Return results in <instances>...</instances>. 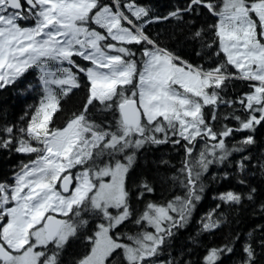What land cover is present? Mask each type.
I'll list each match as a JSON object with an SVG mask.
<instances>
[{
  "label": "snow or ice",
  "instance_id": "obj_1",
  "mask_svg": "<svg viewBox=\"0 0 264 264\" xmlns=\"http://www.w3.org/2000/svg\"><path fill=\"white\" fill-rule=\"evenodd\" d=\"M201 9L215 21L193 38L214 48V66L182 59L146 31L155 21L200 16ZM30 69L39 70L38 105L26 122L21 118L24 126L0 123V149L32 157L0 179V264H64L85 229L90 249L72 264H176L163 253L202 199L204 174L255 145L264 124V0H187L162 17L138 0H0V89ZM234 80L248 91L233 97ZM81 88L82 110L56 126L61 101ZM169 144L183 150L184 194L147 200L138 212L135 203L157 189L142 180L133 191L136 154ZM253 159L236 162L245 174L240 184ZM258 163L264 172V156ZM256 193L249 185L246 195L229 190L219 199L234 207ZM215 212L205 217L204 231L220 227ZM128 222L141 230L117 231ZM232 252L231 243L209 248L204 264H221ZM243 253L239 264H261L264 239L245 244Z\"/></svg>",
  "mask_w": 264,
  "mask_h": 264
},
{
  "label": "trees",
  "instance_id": "obj_2",
  "mask_svg": "<svg viewBox=\"0 0 264 264\" xmlns=\"http://www.w3.org/2000/svg\"><path fill=\"white\" fill-rule=\"evenodd\" d=\"M138 2L146 4L154 15L162 17L167 16L177 7H184L187 0H138ZM201 12L203 14L200 16H185L183 21L175 18L155 21L146 26V31L153 37L158 36L163 45L182 59L192 64H202L205 67L214 66V59H209L214 48L205 49L202 40L193 38V33L199 27H206L207 24L215 21V18L206 10L201 9ZM219 59H223V57ZM78 62L83 63L79 60ZM35 83H37L35 72L30 69L15 84L0 89V123L7 122L24 126L21 118L24 117V121H27L28 117L25 116V113L27 112L29 115L32 113L41 95V89L36 92L34 88V91L30 92L29 87ZM228 91L234 97L248 91V85L246 82L234 80ZM85 95V90L81 88L73 90V93L61 101L62 111L54 117L56 126H63L73 112L82 110ZM246 134V132L240 133L235 140L226 142L230 145L235 144L236 140ZM255 139L256 144L248 146L243 153L234 152L229 158L230 162L210 165L209 171L203 177L202 199L196 202V207L187 224L183 228L175 230L174 235L168 241V248L163 253V258L174 260L176 264H204V257L209 248L231 243L233 252L223 254L221 264H239L244 255L245 244L254 242L255 245L264 239V232L261 231V226H264V208H261V204H264V172L259 171L258 163V158L264 156V124L257 126ZM0 150L2 153L1 172L7 175L11 166L24 159V155L14 150ZM242 156L257 158L251 161L245 184L239 183L240 180L245 179V174L238 170L236 163ZM182 158L183 150L170 144L147 146L136 154L129 178V183L133 185V191L135 192L136 185L142 180H148L157 189L145 201L135 203L138 212L143 210L147 200L163 203L165 200L171 199L173 195L182 196L184 194L182 186L179 184V180H182L183 177L178 173ZM161 161L168 163L165 164ZM226 173L227 175H225ZM173 176L178 177V180L173 181L171 179ZM160 177L166 179L161 180ZM249 185L257 189L252 201L245 199L241 205L234 207L220 201L221 193L229 190L246 195ZM217 204L221 205L219 209L216 208ZM213 209H216L213 219L219 218L222 222L219 228L206 232L202 228V223L207 214L213 212ZM99 222L97 221V223ZM140 230L139 226L131 222L117 229L125 235H132ZM145 230L152 231L150 227H146ZM82 232L83 235L71 241L70 246L63 254L64 264H72L73 260L79 259L90 249V242L85 237L91 235V231L85 229ZM68 256H71L69 262L65 260ZM114 258H110V261ZM261 264H264V260L261 261Z\"/></svg>",
  "mask_w": 264,
  "mask_h": 264
},
{
  "label": "flooded vegetation",
  "instance_id": "obj_3",
  "mask_svg": "<svg viewBox=\"0 0 264 264\" xmlns=\"http://www.w3.org/2000/svg\"><path fill=\"white\" fill-rule=\"evenodd\" d=\"M8 151H11V150H8ZM14 153V152H13ZM22 154V153H21ZM24 155V159L20 160L18 162V164H15L13 166H11V168L9 169V173L7 175L3 174V172H1V160H2V153H1V150H0V179H8L11 177L12 173L14 172V170H16L22 163H27L28 160L32 157L26 155V154H23Z\"/></svg>",
  "mask_w": 264,
  "mask_h": 264
},
{
  "label": "rangeland",
  "instance_id": "obj_4",
  "mask_svg": "<svg viewBox=\"0 0 264 264\" xmlns=\"http://www.w3.org/2000/svg\"><path fill=\"white\" fill-rule=\"evenodd\" d=\"M31 70H33L35 72V78L37 79V82H38V80H39V70L38 69H31ZM36 85H37V83H35L31 87H29L30 92L34 91V88L36 89L35 91L38 92V89H40V88L37 87ZM41 95H42V90H41ZM41 95L39 96V99L37 100V104L36 105H38L39 100L41 98ZM70 259H71V256H68V257L65 258V260H67V262H69Z\"/></svg>",
  "mask_w": 264,
  "mask_h": 264
}]
</instances>
